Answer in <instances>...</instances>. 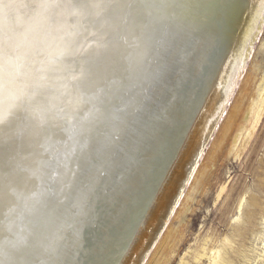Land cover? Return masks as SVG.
Listing matches in <instances>:
<instances>
[{
    "label": "snow or ice",
    "instance_id": "6c2138e0",
    "mask_svg": "<svg viewBox=\"0 0 264 264\" xmlns=\"http://www.w3.org/2000/svg\"><path fill=\"white\" fill-rule=\"evenodd\" d=\"M240 7L241 0H0V196L23 160L52 169L47 178L43 172L38 177L50 197L87 170L96 149L94 132L80 130L70 114L59 155L40 151L45 101L61 100L75 112L90 88L107 91L110 80L107 75L102 80L99 70L118 68L126 33L145 14L167 31H183L179 47L195 89L192 69L211 72ZM177 59L170 60V70ZM143 103L149 109L148 101ZM190 110L177 107L170 123L152 122L134 161L112 157L114 173L130 171L98 211L90 264H129L128 240L146 226L164 203L169 184L183 178V166L191 160L199 135L188 128ZM81 254L73 264H80Z\"/></svg>",
    "mask_w": 264,
    "mask_h": 264
},
{
    "label": "bare ground",
    "instance_id": "6f19581e",
    "mask_svg": "<svg viewBox=\"0 0 264 264\" xmlns=\"http://www.w3.org/2000/svg\"><path fill=\"white\" fill-rule=\"evenodd\" d=\"M262 3L264 0H241L211 72L192 69L196 75L195 89L187 58L179 47L184 40L183 31H167L150 22L145 14L126 33L127 43L120 47L118 68L112 71L102 66L99 70L102 80L106 75L110 80L107 91L101 93L95 86L90 88L75 112H70L61 100L53 99L50 104L45 101L40 151L46 149L48 156L59 155L64 139L62 130L67 128L65 117L70 114L80 130L93 129L94 158L86 171L77 172L72 186L55 197L44 194L38 179L41 172L47 178L52 169H41L31 158L20 162L0 196V264H73L78 252L82 253L80 264H90L95 258L90 249L96 239L98 211L103 210L106 199L130 171L114 173L112 157L119 154L125 163L134 161L139 141L152 122L170 123L176 108L187 105L191 109L188 128L194 127L199 135L191 160L183 166V178L169 184L164 203L156 206L146 226L127 242L129 264H143L181 201L200 155L218 126L228 78L235 63L247 57L243 55L246 31ZM33 26L38 27L35 23ZM173 58L178 59L174 70H170ZM126 91L129 97L123 95ZM261 96L264 99V91ZM144 100L148 101L149 109ZM260 112L259 106L251 107L254 123ZM253 126L244 137L234 140L235 144L237 140L240 142V151L254 132ZM261 242L264 258V233ZM227 243L224 238L223 245ZM210 254L209 264H219L221 250L210 249Z\"/></svg>",
    "mask_w": 264,
    "mask_h": 264
},
{
    "label": "rangeland",
    "instance_id": "374dc122",
    "mask_svg": "<svg viewBox=\"0 0 264 264\" xmlns=\"http://www.w3.org/2000/svg\"><path fill=\"white\" fill-rule=\"evenodd\" d=\"M261 5L246 31L243 55L247 57L235 63L228 78L218 126L143 264H209L210 249L221 250L219 264H264V3ZM257 106L261 112L254 123L250 111ZM252 125L254 132L240 151L238 140ZM224 238L228 239L225 245Z\"/></svg>",
    "mask_w": 264,
    "mask_h": 264
},
{
    "label": "water",
    "instance_id": "95a60500",
    "mask_svg": "<svg viewBox=\"0 0 264 264\" xmlns=\"http://www.w3.org/2000/svg\"><path fill=\"white\" fill-rule=\"evenodd\" d=\"M123 95L126 96V97H129L130 96L127 91L125 93H123ZM131 130H132V128H131Z\"/></svg>",
    "mask_w": 264,
    "mask_h": 264
}]
</instances>
